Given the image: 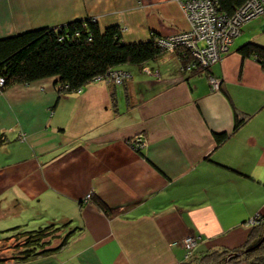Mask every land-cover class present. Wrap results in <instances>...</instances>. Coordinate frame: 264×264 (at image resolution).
Returning <instances> with one entry per match:
<instances>
[{
  "label": "crops",
  "instance_id": "1",
  "mask_svg": "<svg viewBox=\"0 0 264 264\" xmlns=\"http://www.w3.org/2000/svg\"><path fill=\"white\" fill-rule=\"evenodd\" d=\"M86 16L120 25L127 42L190 26L180 0H0V37ZM247 41L264 46L261 17L209 66L218 88L166 51L143 63L152 71L119 65L121 84L58 94L49 76L1 91L0 224L75 230L56 252L0 264H178L189 234L195 252L241 245L248 219L264 215V69L237 50ZM234 112L246 117L237 129Z\"/></svg>",
  "mask_w": 264,
  "mask_h": 264
},
{
  "label": "trees",
  "instance_id": "2",
  "mask_svg": "<svg viewBox=\"0 0 264 264\" xmlns=\"http://www.w3.org/2000/svg\"><path fill=\"white\" fill-rule=\"evenodd\" d=\"M244 1L216 0L214 9L216 13L231 15ZM259 17L263 19L261 15ZM243 24L239 27L240 32ZM160 37L162 35L152 32L148 39L127 42L122 38L120 25L108 24L101 27L91 16L0 37V77L4 80L0 92L14 84H26L53 76L58 94L70 93L78 91L91 81H108V73L120 69L119 65L129 63L143 66L145 61L166 51L176 53L182 71L187 70V65H191L190 74L211 75V64L204 65L196 61L190 49L185 46L175 47L173 50L161 46L158 43ZM237 50L242 57L254 56L264 69L263 45L247 41L240 44ZM245 119V116L234 112L233 129H237ZM214 136L221 142L227 133H214ZM94 203L105 214H109L110 207L100 198H94ZM257 214L260 221L250 226L247 238L241 245L196 252L193 247L189 258L178 264H237L241 261L246 264H264V215L255 213L253 216ZM68 223L69 221L62 224L52 221L30 229H20V225L8 227V230L14 231L11 234L15 238L13 250L8 258H5L6 255L0 256V262L7 259L28 261L64 248L75 230H66ZM195 241L196 244V236Z\"/></svg>",
  "mask_w": 264,
  "mask_h": 264
},
{
  "label": "built area",
  "instance_id": "3",
  "mask_svg": "<svg viewBox=\"0 0 264 264\" xmlns=\"http://www.w3.org/2000/svg\"><path fill=\"white\" fill-rule=\"evenodd\" d=\"M180 1L183 2L181 7L189 21V29L169 36H162L158 39V43L169 50H173L177 45L185 46L190 49L194 59L204 65L216 62L222 57L223 53L228 51L229 44L233 37L240 32L239 27L242 23L259 15L264 19V0H245L231 15L216 13L214 9L216 0ZM191 68V65H187V70ZM125 75H129L128 71L114 69L108 73L106 78L114 80L115 83H120ZM208 80L213 88H218V78L209 74ZM3 82V78L0 77V85ZM146 143L147 140L144 135L138 133L134 136L131 145L136 149H140ZM257 218H259L258 214L249 218L247 223L251 226L253 223L260 221ZM195 242V236L191 234L183 238L186 256L191 253Z\"/></svg>",
  "mask_w": 264,
  "mask_h": 264
},
{
  "label": "rangeland",
  "instance_id": "4",
  "mask_svg": "<svg viewBox=\"0 0 264 264\" xmlns=\"http://www.w3.org/2000/svg\"><path fill=\"white\" fill-rule=\"evenodd\" d=\"M181 3H183L182 1H180V7H181ZM183 10V9H182ZM190 27V26H189ZM189 27L187 28V29H189ZM186 29V30H187ZM178 33V32H177ZM169 35H171V34H168L167 36H169ZM166 36V35H165ZM176 47H181V45H177ZM141 68H142V70H145V71H147L148 69L149 70H151V68H149V66L148 65H144L143 64V66H141ZM130 75H125L124 76V79H127L128 77H129ZM124 79H123V81H124ZM108 81H114V80H108ZM123 81H121L120 83H122ZM4 83V82H3ZM3 87V84L2 85H0V89ZM7 88V87H6ZM5 88V89H6ZM4 90V89H3ZM2 90V91H3ZM137 135V134H136ZM136 135H134V136H136ZM134 136L133 137H131L130 138V141H129V143L131 144L132 142H133V139H134ZM25 137H23V135H20L19 136V139L20 140H23ZM92 198V195H91V193L90 194H88V195H86L85 196V200H90ZM52 222V221H51ZM53 222H56V223H60V224H62L63 222L62 221H57V220H55V221H53ZM44 224H46V223H38V224H36V225H27V224H22L21 226H20V229H30V228H36V227H38V226H40V225H44ZM6 225H4V226H2L1 224H0V256H4V255H6L7 257H5V258H8V257H10V254L12 253V250H13V248H12V245L14 244V241H15V238H14V236H11V234H13L14 233V231L13 230H8L7 228H4ZM10 226V225H9ZM63 231V230H62ZM58 240V239H57ZM57 240H55V241H57ZM2 243H3V245H2ZM185 246V245H184ZM189 258V255L188 256H186V259H188ZM7 260H9V259H7ZM7 260H4V261H7Z\"/></svg>",
  "mask_w": 264,
  "mask_h": 264
}]
</instances>
